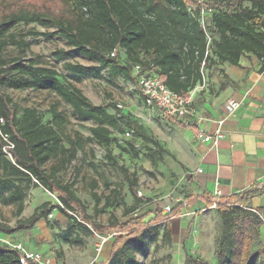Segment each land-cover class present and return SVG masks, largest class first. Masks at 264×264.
I'll list each match as a JSON object with an SVG mask.
<instances>
[{"label":"trees","instance_id":"16d2710c","mask_svg":"<svg viewBox=\"0 0 264 264\" xmlns=\"http://www.w3.org/2000/svg\"><path fill=\"white\" fill-rule=\"evenodd\" d=\"M192 5L193 0H0V50L7 44L16 46L20 52L27 49L25 41L12 35L8 41L1 40L21 21L53 26L68 46L98 63L94 68L65 63L64 68L73 75L98 77L100 69L108 67L113 75L133 81L131 67L140 64L145 69L156 68L161 82L184 96L202 82L204 71L214 64L239 66L241 57L251 54L261 64L259 72L264 71V0H209L206 6L214 13L207 26L212 38L208 49L206 31L188 12ZM27 35L50 37L49 33L29 32ZM114 49L122 51L124 58L121 59L120 54L110 57ZM59 57L60 53H55V58ZM202 62L205 65L201 71ZM2 87L54 92L70 105L79 119L97 124L89 128L91 136L88 140L105 147L114 141L110 129L119 132L120 117L107 113L103 106L92 104L79 88L53 68L39 66L33 59L0 60V114L5 120L3 131L14 143L11 162L1 151L0 140L1 203H14L18 206L17 212L21 213L24 193L20 184L24 181L55 194L59 203L52 208L45 203L29 218L18 220L15 228L1 230L12 233L30 229L39 220H47L52 209H57L67 219L77 220L81 202L70 185L56 179V173L74 159L82 138L76 135V142L70 141L60 133L66 120L55 107L48 111L52 115L51 125H43L36 109L18 107L1 92ZM125 123L133 129L134 137L151 140L140 132L134 121L126 119ZM185 128H192V125ZM62 138L67 140L69 148L64 147ZM126 144L129 152L136 156L133 144ZM121 150L128 152L127 149ZM107 159L128 176L127 170L110 154ZM50 160H56V163L47 172L44 165ZM251 197L250 194L231 195L215 201L221 220L215 264H264V244L260 242L263 220L248 206ZM182 207L183 204L176 205L167 214L157 211L148 223L137 218L104 228L91 225L88 217L83 215H80L79 223L86 228L91 225V232L96 234L109 231L119 234L111 246L108 262L115 259L118 264H135L129 249H117V246L126 241L135 250L142 249L147 242L157 238L155 226L178 217ZM170 238L171 232L166 224L162 240L170 243ZM15 256L12 251L0 250V264H10ZM183 264L208 263L185 256Z\"/></svg>","mask_w":264,"mask_h":264},{"label":"rangeland","instance_id":"374dc122","mask_svg":"<svg viewBox=\"0 0 264 264\" xmlns=\"http://www.w3.org/2000/svg\"><path fill=\"white\" fill-rule=\"evenodd\" d=\"M29 32L49 33L50 37L26 36ZM206 32L209 34L208 29ZM11 35L17 40L25 41L27 49L20 52L16 46L7 44L0 50V60L33 59L39 66L55 69L79 88L92 104L103 106L108 112L120 117L121 124L119 132L111 129L114 141L110 146L98 145L88 140L90 138L88 129L95 124L79 119L73 114L70 105L54 92L2 87L1 92L18 107L36 109L42 123L50 117L48 111L55 107L66 120L60 127V133L74 140L75 133L79 132L84 142L76 157L56 174V179L70 185L73 194L81 202L77 209L78 219H67L57 209H53L47 220L42 219L41 226H37L36 223L30 229L3 232L1 228H15L18 220L29 218L34 210L44 203H49V208L59 205L55 194L40 186L33 187L24 181L20 184L24 193L21 213L17 212L18 206L14 203L2 204L0 195V232L11 235V240L21 243L26 249L49 257L55 264H118L115 259L110 262L106 259L119 234L110 231L96 234L91 232L90 226L105 228L137 218L143 223H148L157 211L167 214L169 212L167 207L172 209L180 202L183 203L184 196L187 195V190L183 189L184 175L189 172L186 169L188 162L185 156L188 159L190 157L180 148L182 131L171 125L159 109L144 105L143 98L140 99V94L135 90L134 81L113 75L108 67L101 68L98 77L89 75L79 78L67 71L64 68L67 62L85 68L97 67L98 63L68 46L57 32V28L21 21L1 40L8 41ZM57 52L60 53L59 58H55ZM121 52L119 53L123 56L122 59L124 55ZM198 91L199 88L196 89L194 104L197 114L201 108L199 104L201 91L199 93ZM126 119L134 121L140 132H144L151 140L143 141L134 137L133 129L125 123ZM127 132L129 136H126ZM62 142L65 147H69L65 138H62ZM128 142L133 144L136 156L129 152L126 144ZM121 149H127L128 152ZM107 154L127 170L128 176L123 175L111 164ZM49 166L50 163L47 164V170ZM138 192L141 195H138ZM5 194L4 192L3 195ZM177 199L181 201L174 202ZM215 210L199 211L195 216L186 214L184 210L180 211L175 220L157 224L155 226L158 230L157 238L147 242L142 249L135 250L126 241L118 245L117 249L128 248L134 255L135 264H183L185 256L192 260L215 264L221 234V222ZM80 215L87 216L91 225L87 228L81 225ZM166 224L171 231L170 243H164L162 240V231Z\"/></svg>","mask_w":264,"mask_h":264},{"label":"crops","instance_id":"0c3cea01","mask_svg":"<svg viewBox=\"0 0 264 264\" xmlns=\"http://www.w3.org/2000/svg\"><path fill=\"white\" fill-rule=\"evenodd\" d=\"M260 66L259 60L251 54L242 56L239 66L228 63L210 66L203 74L205 84L199 101L201 108L198 115L203 116L205 121L201 123L191 121L192 128H185L181 122L171 120L168 122L182 131L180 148L190 157L188 159L184 155L188 162L186 169L189 170L186 176L183 174L185 178L183 189L187 190V195L184 196L183 203L180 202L181 199L174 200L183 204L179 212L184 210L186 214L195 216L199 211L211 210L207 205L218 199L250 194L252 197L248 199L247 204L252 210L258 211L263 220L260 242L264 244V71L259 72ZM134 86L141 99L140 89L136 84ZM195 98L196 95L193 107ZM228 100L237 101L239 107L231 115L226 116L225 106ZM105 111L112 114L106 109ZM224 117L226 121L221 128L223 137L216 143L194 140L195 134L200 130L204 135H212L216 128L215 122ZM51 119L52 115L42 124L49 125ZM96 126L97 124L91 127ZM76 135L82 138V145L84 139L79 132L75 133L74 140L69 137L70 141L76 142ZM81 149L82 146L76 148L75 157ZM55 162L56 160H50L44 165V169L50 172V167ZM217 218L221 222L218 214ZM41 222L42 219L37 222V226H41ZM108 259L109 257L106 259L107 262Z\"/></svg>","mask_w":264,"mask_h":264},{"label":"built area","instance_id":"2783aa9c","mask_svg":"<svg viewBox=\"0 0 264 264\" xmlns=\"http://www.w3.org/2000/svg\"><path fill=\"white\" fill-rule=\"evenodd\" d=\"M209 0H193V5L188 8V12L194 16L199 25L206 31L209 18L214 13V10L206 6ZM211 36L206 32V48L208 49L211 44ZM120 50L114 49L110 53V57H115L119 54ZM207 54V53H206ZM205 63L201 64V71L204 68ZM131 76L134 83L140 89L144 105L149 108H157L161 111L163 116L171 121L181 122L184 127L190 126L191 121L201 123L205 121V118L195 113L193 107V100L197 94L196 89L199 91L204 89V81L196 85L185 96L183 94L170 90L161 80L158 78L156 68H143L142 65L136 64L131 67ZM239 103L234 100H228L226 102V116L231 115L237 108ZM226 118L217 119L216 128L212 135H204L203 131H198L195 136L204 142L216 143L217 140L223 137L222 126L225 123ZM5 120L0 114V140L2 143L1 151L3 155L13 162L12 150L14 149V143L11 141L10 136L3 131ZM129 136V133H126ZM200 172V170H199ZM35 182V181H34ZM138 195H141L138 192ZM211 209H216V202L214 201ZM168 211L171 208L167 207ZM256 214L260 215L257 211L252 210ZM0 250L12 251L16 253L14 261L10 264H55V262L46 257L42 253L37 251H29L21 243H15L11 240L10 236L0 232Z\"/></svg>","mask_w":264,"mask_h":264}]
</instances>
